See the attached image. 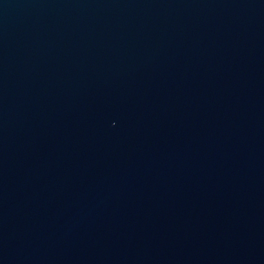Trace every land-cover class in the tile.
<instances>
[{
    "label": "water",
    "instance_id": "95a60500",
    "mask_svg": "<svg viewBox=\"0 0 264 264\" xmlns=\"http://www.w3.org/2000/svg\"><path fill=\"white\" fill-rule=\"evenodd\" d=\"M0 264H264V0H0Z\"/></svg>",
    "mask_w": 264,
    "mask_h": 264
}]
</instances>
